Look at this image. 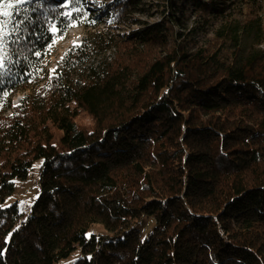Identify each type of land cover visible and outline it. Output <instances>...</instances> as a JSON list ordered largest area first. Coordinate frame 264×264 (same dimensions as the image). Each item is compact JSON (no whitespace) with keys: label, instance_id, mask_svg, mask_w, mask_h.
I'll list each match as a JSON object with an SVG mask.
<instances>
[{"label":"trees","instance_id":"16d2710c","mask_svg":"<svg viewBox=\"0 0 264 264\" xmlns=\"http://www.w3.org/2000/svg\"><path fill=\"white\" fill-rule=\"evenodd\" d=\"M25 7L0 77V264H264V0ZM37 160L30 213L3 207Z\"/></svg>","mask_w":264,"mask_h":264},{"label":"rangeland","instance_id":"374dc122","mask_svg":"<svg viewBox=\"0 0 264 264\" xmlns=\"http://www.w3.org/2000/svg\"><path fill=\"white\" fill-rule=\"evenodd\" d=\"M100 2L106 0H99ZM143 20L146 21H155L158 20V16L154 19H146L142 17ZM85 36V32L81 29H74L70 32L68 40L59 48L55 56L51 59V66L49 69L50 75L53 74L54 70L60 59L63 58L66 52H68L74 45L79 44ZM22 96H17L14 99L13 104L16 105L21 100ZM42 170V161L37 160L35 161L32 169L29 172L28 178L26 180H17L16 181V191L15 193L8 197L3 204V207H9L12 205H18L20 210L23 214L27 215L30 213L32 206L34 205L35 201L41 194V184H40V174ZM150 230L143 229L142 236L143 239L148 237V232ZM101 235L106 236L109 233L106 231L103 225L101 224H94L92 225L88 232L87 236L90 237L91 235ZM82 257L81 250L78 249L69 259L55 263V264H74L79 258Z\"/></svg>","mask_w":264,"mask_h":264},{"label":"snow or ice","instance_id":"6c2138e0","mask_svg":"<svg viewBox=\"0 0 264 264\" xmlns=\"http://www.w3.org/2000/svg\"><path fill=\"white\" fill-rule=\"evenodd\" d=\"M43 0H7V3H0V77L7 73L8 69L5 66L6 60L10 62V58L7 55V47L9 43L17 44L19 42V27L20 25L13 19V13L19 15L20 11L27 12L26 4L36 3L42 4ZM80 0H70V4L77 11H79ZM62 7L64 5H61ZM7 7L12 9L13 12L3 11V8ZM35 11V8L32 9ZM67 17L71 18V11L66 13ZM20 23H23L21 21ZM11 25V27H9ZM57 29L52 28V32L55 33ZM17 36V39L10 40L12 36Z\"/></svg>","mask_w":264,"mask_h":264}]
</instances>
